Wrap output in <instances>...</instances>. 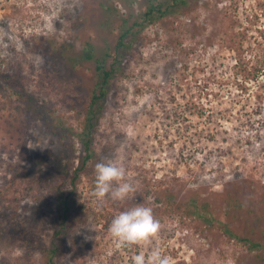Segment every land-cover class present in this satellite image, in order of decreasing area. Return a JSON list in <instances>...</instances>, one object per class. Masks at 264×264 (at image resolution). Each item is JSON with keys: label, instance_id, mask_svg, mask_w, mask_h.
Segmentation results:
<instances>
[{"label": "rangeland", "instance_id": "374dc122", "mask_svg": "<svg viewBox=\"0 0 264 264\" xmlns=\"http://www.w3.org/2000/svg\"><path fill=\"white\" fill-rule=\"evenodd\" d=\"M147 1L0 0V65L20 67L31 98L0 94L1 226L35 215L38 237L50 243L55 208L40 200L47 190L33 179L48 167L35 164L58 161L64 131L83 128L84 102L96 84L84 45L93 43L95 58L112 45L107 9L139 11ZM138 42L121 90L104 104L94 140L100 160L79 185L88 222L63 264H132L134 255H147L148 248L119 246L108 230L137 205L151 207L161 222L153 246L173 264H260L225 228L264 239V0H193L148 26ZM117 157L135 191L123 202L100 200L95 165ZM228 195L243 205L233 221ZM195 201L211 204L218 220L194 215ZM0 264L45 260L6 239Z\"/></svg>", "mask_w": 264, "mask_h": 264}, {"label": "trees", "instance_id": "16d2710c", "mask_svg": "<svg viewBox=\"0 0 264 264\" xmlns=\"http://www.w3.org/2000/svg\"><path fill=\"white\" fill-rule=\"evenodd\" d=\"M192 1L149 0L148 3H141L139 11L133 5L128 6L125 12L118 7L107 9V23L110 29L112 28L114 37L112 45L100 58H95L96 49L90 40H87L84 45L83 58L87 61H95L96 84L87 96V101L84 102L83 128L79 133L74 130L64 131L65 133L60 137L64 142V150L58 161L51 165L50 162L43 163L37 160L38 163L35 164L36 168L37 165L42 167L43 164L48 167L47 173L36 170L33 179L36 182L39 180L40 185L44 183L43 188L47 190V194L42 195L40 200L46 201L47 207L55 208L53 220L55 230L50 243L46 244L38 237L35 215L27 216L22 221L16 218L10 220L7 227L0 224V242L6 239L15 242L19 239L29 251L40 252L45 264H63L70 257L71 251L75 253L79 247L75 236L77 230L86 226L88 222L79 185L89 167L100 160L94 149V140L103 117L104 104L111 90L120 91V83L128 77L130 60L127 57L134 55L131 49L139 43L138 37L148 26L187 9ZM130 3L126 1L124 4L127 6ZM27 81L28 78L20 67L0 65L1 95H14L17 100H31L27 91ZM25 173L28 171L25 170ZM226 200V215L229 216L230 213L232 215L230 221L241 217L240 213L243 209L241 201L230 195ZM262 203L264 204V201ZM196 204L198 202L195 201L191 210L203 222L211 224L218 220L217 212L211 204L207 202ZM225 230L227 235L237 238L251 251L256 252L258 261L264 264V239H254L251 235L243 237L227 226ZM67 242L70 243V247Z\"/></svg>", "mask_w": 264, "mask_h": 264}, {"label": "clouds", "instance_id": "9594fccd", "mask_svg": "<svg viewBox=\"0 0 264 264\" xmlns=\"http://www.w3.org/2000/svg\"><path fill=\"white\" fill-rule=\"evenodd\" d=\"M28 147L32 148L30 144ZM94 172V195L100 200L110 198L123 202L135 191L120 157L97 163ZM161 227V222L154 216L151 207L137 205L113 218L108 230L121 247L150 249L147 255L144 252L134 255L132 264H173L171 257L163 255L158 246H153L154 241L159 238Z\"/></svg>", "mask_w": 264, "mask_h": 264}]
</instances>
